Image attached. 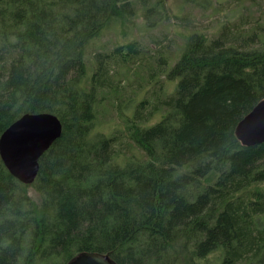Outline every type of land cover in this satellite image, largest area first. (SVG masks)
I'll return each instance as SVG.
<instances>
[{"label": "trees", "instance_id": "trees-1", "mask_svg": "<svg viewBox=\"0 0 264 264\" xmlns=\"http://www.w3.org/2000/svg\"><path fill=\"white\" fill-rule=\"evenodd\" d=\"M182 1L176 16L165 0H0V135L24 114L62 125L32 185L0 159V264H264V143L235 135L264 99V0L209 36L192 10L211 0ZM158 24L182 45L167 33L149 49ZM130 73L142 96L105 133Z\"/></svg>", "mask_w": 264, "mask_h": 264}, {"label": "water", "instance_id": "water-1", "mask_svg": "<svg viewBox=\"0 0 264 264\" xmlns=\"http://www.w3.org/2000/svg\"><path fill=\"white\" fill-rule=\"evenodd\" d=\"M62 125L49 113L24 114L0 135V159L19 183L32 185L38 174V161L60 137ZM241 145L254 147L264 143V99L236 126ZM68 264H116L109 256L82 252Z\"/></svg>", "mask_w": 264, "mask_h": 264}, {"label": "rangeland", "instance_id": "rangeland-1", "mask_svg": "<svg viewBox=\"0 0 264 264\" xmlns=\"http://www.w3.org/2000/svg\"><path fill=\"white\" fill-rule=\"evenodd\" d=\"M165 3L167 8L173 15L181 16L182 14H184L185 6L182 0H165ZM237 3H239L240 5L236 6ZM237 3L235 4L234 0H211L210 9L205 11L198 9L192 10L194 19L193 22L196 30L199 29L201 32L209 36L211 33L215 32L217 27H219L220 24L225 20L236 19L239 15H241V8L249 6V2L247 0H241ZM136 23L140 24V20H136ZM167 33L171 35L168 40L174 38L176 43L179 45H182V43L184 42L183 35H185L186 33L182 30V28H178L175 24H158L150 34L144 37V43L146 44V46H148L149 49H151L154 47V44H152V40L162 39L163 35ZM115 35L117 34L108 31L101 38L100 42L112 44L113 42H115ZM149 51L151 52L152 50ZM128 76V80L131 83L128 84L127 82H123V86L118 87L119 89L122 88L121 91L123 93L120 96V101L116 98V100H112L111 103L104 105L103 110H100L101 116L99 118V123L101 125L100 127H98L99 130H102L105 133H109L114 130H122L123 119L130 116L132 108L142 96V90L137 92L135 91L137 88V82L144 76V71H140L139 76L142 77L138 79H135L134 76L131 75V73ZM161 79H163V77ZM132 84H134V86ZM172 86L173 83L167 84L168 89H172ZM124 104L125 107H123ZM119 112H122L123 117L119 115ZM156 120L157 118L152 119L150 124H153V122H155ZM29 194L33 199L37 198V195L32 189L29 190Z\"/></svg>", "mask_w": 264, "mask_h": 264}]
</instances>
